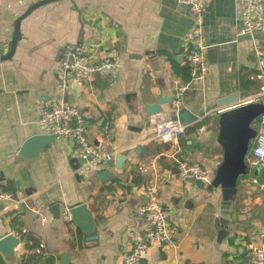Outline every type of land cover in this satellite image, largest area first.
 <instances>
[{
    "label": "crops",
    "instance_id": "1",
    "mask_svg": "<svg viewBox=\"0 0 264 264\" xmlns=\"http://www.w3.org/2000/svg\"><path fill=\"white\" fill-rule=\"evenodd\" d=\"M36 1L0 0L3 54L10 49L16 18ZM240 11L239 0L205 3L208 70L202 90L185 95L182 107L194 118L177 146L156 139L155 130L177 114L173 79L188 78L183 50L191 7L176 0H48L21 18L13 53L0 60V189L19 200L18 206L0 201V237L13 233L20 242L14 260L0 252V264H124L121 254L146 227L135 209L146 201L144 188L153 179L175 230L168 245L150 247L133 264H253L250 247L264 245V167L251 162L254 138L224 228L216 224L221 188L212 184L223 156L216 139L218 112L252 97L264 103V73L254 53L260 49L264 55V31L239 34ZM67 42H83L91 59L116 57L119 67L60 89L55 69ZM234 93V101L217 104ZM40 97L66 99L81 109L89 138H102L115 150L110 178L79 174L62 137L36 140L21 152L28 138L50 134L37 122ZM252 125L264 132L258 118ZM175 149L176 157L206 165L211 180L197 184L180 175L171 156ZM56 202L60 216L54 221L49 206ZM81 202L92 213L95 237L71 216L63 217L66 208ZM41 214L49 221L42 222ZM41 241L44 247L37 252Z\"/></svg>",
    "mask_w": 264,
    "mask_h": 264
},
{
    "label": "built area",
    "instance_id": "2",
    "mask_svg": "<svg viewBox=\"0 0 264 264\" xmlns=\"http://www.w3.org/2000/svg\"><path fill=\"white\" fill-rule=\"evenodd\" d=\"M179 3L189 4L192 15V26L188 35L187 46L183 50L188 65V78L185 80L173 79L171 104L178 110L183 106L184 98L189 89L204 87L208 65L205 59V43L203 40V23L205 3L207 0H176ZM241 5L239 34L254 30L264 31V0H239ZM3 43L0 39V55L3 54ZM258 57L259 68L264 73V55L260 49H254ZM119 67L116 57L106 55L98 59H91L85 52L83 42H67L59 53L55 69L57 86L65 89L71 82L89 79L95 74H104ZM251 102L257 98L252 97ZM37 122L40 127L57 137L69 141L71 154L77 159L76 171L79 174L96 172L108 168L115 158V150L107 145L102 138H89L88 124L81 109L66 99L40 97L36 101ZM260 124H264V112L258 115ZM187 123L178 117H167L160 121L155 130V138L177 146L180 136L185 131ZM177 149L171 156L176 162L180 175L189 176L201 181H210L212 176L206 165L199 161H190L176 157ZM250 158L253 164H262L264 167V132H256L250 149ZM253 182L257 179L253 178ZM146 201L137 206L136 215L143 217L146 227L135 235L129 249L121 254L124 264H133L153 246L168 245L173 238L174 225L166 218L165 208L158 196L156 179L150 181L144 188ZM0 201H13L19 205L14 195L0 189ZM65 219L70 218L69 208L63 211ZM42 222L49 221L47 215H40ZM44 243L41 241L35 248L41 252ZM253 264H264V245L257 244L248 251Z\"/></svg>",
    "mask_w": 264,
    "mask_h": 264
},
{
    "label": "water",
    "instance_id": "3",
    "mask_svg": "<svg viewBox=\"0 0 264 264\" xmlns=\"http://www.w3.org/2000/svg\"><path fill=\"white\" fill-rule=\"evenodd\" d=\"M45 1L48 0H38L32 3L16 18L10 49L8 52L0 55V60L10 57L13 53L16 41L19 37V22L21 18ZM184 5L190 8L189 4ZM236 96V93H234L227 97L217 99V104L223 107L227 103L234 101ZM148 109H152V106L149 105ZM262 112H264V103L261 101L239 103L234 106L223 108L218 112V132L216 139L223 148V156L213 175L212 184L221 188L223 196L216 219V224L220 228L226 227L230 222V216L232 213V195L237 179L240 175L246 172V155L249 143L256 134V129L253 127L252 123ZM173 117H178L185 123H188L189 119L194 118L185 107L179 108L177 114L173 115ZM52 137H55V135L51 133L47 136L30 137L23 143L21 152L25 154V149L33 142L45 140V143H48L49 141L47 140ZM73 159L77 162V159ZM118 159L121 158L118 156ZM96 173L102 180L108 179L112 176V173L108 168L99 169ZM189 178L197 184L201 183L200 179H195L193 177ZM49 210L52 213V219L57 221L60 216L59 203L56 202L51 204ZM69 213L73 222L80 227L84 233L89 234L90 237L96 236L93 234L95 222L86 203L81 202L69 207ZM19 242L20 238L13 233L2 235L0 237V252L6 259L14 260L15 248Z\"/></svg>",
    "mask_w": 264,
    "mask_h": 264
}]
</instances>
